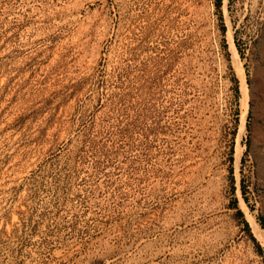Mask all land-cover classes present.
Masks as SVG:
<instances>
[{
  "label": "rangeland",
  "instance_id": "rangeland-1",
  "mask_svg": "<svg viewBox=\"0 0 264 264\" xmlns=\"http://www.w3.org/2000/svg\"><path fill=\"white\" fill-rule=\"evenodd\" d=\"M0 264H264V0H0Z\"/></svg>",
  "mask_w": 264,
  "mask_h": 264
},
{
  "label": "bare ground",
  "instance_id": "bare-ground-1",
  "mask_svg": "<svg viewBox=\"0 0 264 264\" xmlns=\"http://www.w3.org/2000/svg\"><path fill=\"white\" fill-rule=\"evenodd\" d=\"M237 75H238V77L240 79V82H241V89H242L243 92H245L246 91L245 90L246 89V84H245V79H244V76H243L241 70H238ZM249 219H250L251 226L253 228L254 233L259 235V228H258L257 224L254 222V219L252 217H250Z\"/></svg>",
  "mask_w": 264,
  "mask_h": 264
},
{
  "label": "trees",
  "instance_id": "trees-1",
  "mask_svg": "<svg viewBox=\"0 0 264 264\" xmlns=\"http://www.w3.org/2000/svg\"><path fill=\"white\" fill-rule=\"evenodd\" d=\"M220 0H217V2H219ZM239 215H241V212H239L238 213ZM245 226H246V228L248 229V224L245 222ZM252 238V240L255 242V239L253 238V237H251ZM257 247H258V250L259 251H261V249L259 248V246L257 245Z\"/></svg>",
  "mask_w": 264,
  "mask_h": 264
}]
</instances>
